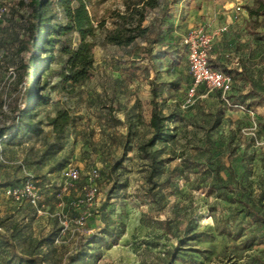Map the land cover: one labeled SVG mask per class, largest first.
Wrapping results in <instances>:
<instances>
[{
	"label": "rangeland",
	"instance_id": "1",
	"mask_svg": "<svg viewBox=\"0 0 264 264\" xmlns=\"http://www.w3.org/2000/svg\"><path fill=\"white\" fill-rule=\"evenodd\" d=\"M2 1L0 124H16L26 89L17 49L22 10L18 0ZM86 1L98 25L87 38L88 77L64 80L57 44L48 71L36 75L48 98L26 119L33 129L21 125L0 139V264H65L83 233L80 218L93 215L98 225L73 264H264V224L245 206L264 217V16L255 20L245 8L254 0H160L145 9L147 29L129 45L106 34L115 14L138 0ZM197 27L213 36L210 60L233 70L230 95L241 106L200 88L186 102L192 80L181 38ZM79 41L73 31L64 37L71 47ZM152 89L173 137L141 150L152 132ZM59 110L70 120L56 133L49 122ZM67 166L77 180L63 178ZM92 169L97 191L87 200ZM26 179L36 206L6 193Z\"/></svg>",
	"mask_w": 264,
	"mask_h": 264
},
{
	"label": "trees",
	"instance_id": "2",
	"mask_svg": "<svg viewBox=\"0 0 264 264\" xmlns=\"http://www.w3.org/2000/svg\"><path fill=\"white\" fill-rule=\"evenodd\" d=\"M52 0H18L19 9L18 17L23 24V34L17 42L18 51L23 54L20 65L25 69L26 89L21 96V117L25 120L17 123L8 122L0 124V139L3 135L11 134L18 131L21 125L26 130H32L33 124L26 121L33 115V110L37 105L46 103L48 96L41 93L43 87H36L35 80L39 69L47 70L50 60L53 59V49L60 44V49L66 55L63 66L62 76L64 80L78 83L85 80L93 65L92 42L87 38L92 36L98 27L93 24L87 7L86 0H55L57 8L62 13V19L50 11ZM160 0H138L133 2V6L126 4L123 13H116V25L106 34V40L117 45H129L136 37L142 35L147 27L142 24L145 19V9L154 8L159 4ZM140 4L139 6H137ZM249 17H255V20L264 16L263 0H254L252 4L245 5ZM168 15L165 10L161 16ZM163 25H161L162 27ZM76 32L79 36V43L76 47L64 43V37L69 32ZM183 45V44H182ZM46 52L47 56L40 58V53ZM172 57L174 52H167ZM213 67L231 72L232 69L222 64L212 62ZM151 114L150 127L152 132L150 137L144 144L140 146L141 150L154 146L157 142H165L173 137L166 121L168 116L163 114L158 104L159 93L156 89L151 90ZM233 102V95L231 96ZM70 116L67 111L59 110L55 116L50 119V124L56 133H61L64 127L69 123ZM146 154L150 152H145ZM18 184V183H16ZM13 185V184H11ZM248 213L255 219L264 224V217L259 215L253 207L245 205ZM95 216H87L84 218L81 233L76 241V250L67 255L65 264H73L78 260V252L82 251L90 241L87 234L89 229L97 227ZM32 263L41 264L40 258H33Z\"/></svg>",
	"mask_w": 264,
	"mask_h": 264
},
{
	"label": "built area",
	"instance_id": "3",
	"mask_svg": "<svg viewBox=\"0 0 264 264\" xmlns=\"http://www.w3.org/2000/svg\"><path fill=\"white\" fill-rule=\"evenodd\" d=\"M7 9L5 2L0 0V22L3 20ZM212 40L213 36L203 27L191 29L182 35L181 42L186 51L188 69L192 80L187 90L186 102H192L198 88H200L202 96L216 93L227 106H241L234 104L231 100L230 94L234 84L233 73L213 67L210 63L209 50ZM97 175L98 172L95 169L88 173L87 179L90 183V188L86 194L87 200H92L95 196L97 188L92 183V180ZM62 176L66 180L75 181L78 179L79 173L77 169L67 166L62 169ZM6 193L13 201L19 204L29 203L34 206L37 205L38 193L30 179L7 186ZM85 217L87 216L80 218V224H83Z\"/></svg>",
	"mask_w": 264,
	"mask_h": 264
},
{
	"label": "crops",
	"instance_id": "4",
	"mask_svg": "<svg viewBox=\"0 0 264 264\" xmlns=\"http://www.w3.org/2000/svg\"><path fill=\"white\" fill-rule=\"evenodd\" d=\"M210 63H211V60H210ZM217 68V67H216ZM220 69V68H219Z\"/></svg>",
	"mask_w": 264,
	"mask_h": 264
}]
</instances>
